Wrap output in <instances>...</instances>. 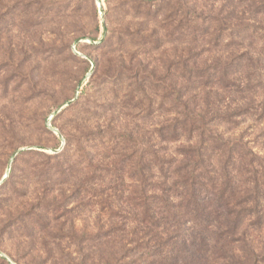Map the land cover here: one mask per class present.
<instances>
[{"label": "rangeland", "instance_id": "374dc122", "mask_svg": "<svg viewBox=\"0 0 264 264\" xmlns=\"http://www.w3.org/2000/svg\"><path fill=\"white\" fill-rule=\"evenodd\" d=\"M107 26L124 41L101 46ZM237 55L254 58L236 62L234 78L243 84L229 90L218 74L193 73ZM142 71L165 81L143 94ZM168 83L218 89L212 97L232 121L219 129L242 133L264 155V7L249 0H0V264L113 259L114 238L101 234L118 220L102 205L106 198L117 209L123 188V199L130 197L129 172L101 186L85 181L84 171L59 173L52 156L69 140L85 144V135H95L94 163H108L110 132L154 137L159 150L174 153L179 143L160 142L179 111L174 96H163ZM111 149L117 160L127 152ZM254 219H246L247 235L264 248V224Z\"/></svg>", "mask_w": 264, "mask_h": 264}, {"label": "trees", "instance_id": "16d2710c", "mask_svg": "<svg viewBox=\"0 0 264 264\" xmlns=\"http://www.w3.org/2000/svg\"><path fill=\"white\" fill-rule=\"evenodd\" d=\"M249 1L264 7V0ZM187 4L182 3L183 9ZM186 20L193 23L191 16ZM106 31L101 46L124 41L108 26ZM253 58H219L209 69L195 68L193 73L207 78L218 74L226 91L236 81L240 83L237 85L243 84L234 78L236 62ZM185 76L190 78L189 70H184ZM141 77L142 85H146L139 88L143 94L159 80L165 81L153 72L142 71ZM130 78L138 79L135 75ZM210 90H175L170 83L163 87V96H174L179 106L178 117L172 118L166 135L160 137L161 144L179 143L174 153L166 147L159 150L154 137L142 139L130 133L110 132L108 163L100 159L94 163L91 143L98 138L95 135H85V144L73 145L69 140L61 152L53 154L62 174L66 169L68 175L84 171L85 181L99 180L101 186L114 177L123 182L127 171V177L133 180L129 198L123 199L125 189L123 196L118 189L117 209L108 199L103 201V208L107 206L114 214L111 218L118 221L100 232L105 240L113 236L115 241L113 259L102 264H264V248L249 238L251 223L246 222L255 218L254 223L264 224V155L242 133L219 129L221 123L232 122L227 117L231 113L212 97V90L220 91ZM116 144L127 150L120 160L115 159L111 149Z\"/></svg>", "mask_w": 264, "mask_h": 264}, {"label": "water", "instance_id": "95a60500", "mask_svg": "<svg viewBox=\"0 0 264 264\" xmlns=\"http://www.w3.org/2000/svg\"><path fill=\"white\" fill-rule=\"evenodd\" d=\"M58 110H60V108H59V109H57V110L55 111V113H56V112H58Z\"/></svg>", "mask_w": 264, "mask_h": 264}]
</instances>
